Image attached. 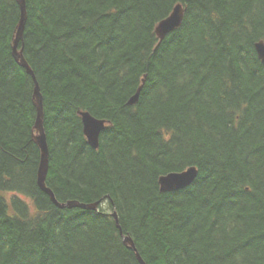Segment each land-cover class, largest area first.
<instances>
[{
    "label": "trees",
    "instance_id": "obj_1",
    "mask_svg": "<svg viewBox=\"0 0 264 264\" xmlns=\"http://www.w3.org/2000/svg\"><path fill=\"white\" fill-rule=\"evenodd\" d=\"M178 5L182 26L156 27ZM0 0V264H264V0ZM139 102L130 99L143 85ZM107 121L98 150L81 113ZM196 168L189 187L160 179Z\"/></svg>",
    "mask_w": 264,
    "mask_h": 264
},
{
    "label": "water",
    "instance_id": "obj_2",
    "mask_svg": "<svg viewBox=\"0 0 264 264\" xmlns=\"http://www.w3.org/2000/svg\"><path fill=\"white\" fill-rule=\"evenodd\" d=\"M17 2L20 8V19L13 39V55L18 65L24 68L35 81L34 105L37 109V120L34 127L33 140L39 146L41 151V161L38 174L39 187L45 194H47L51 198L52 202L60 209L80 208L85 210L96 211L98 209V206L100 205V202L95 203L93 205L81 204L79 202L60 203L54 195L53 191L47 185V178L50 166V147L45 128L44 97L41 93V88L37 81L36 75L24 56V48L19 50L20 44H24L25 41L28 8L27 0H17ZM185 12V8H183L182 5H179L174 9L173 13L167 19L163 20L158 25L156 33L161 42L165 40V38L170 33L174 32L182 26V23L185 18ZM256 50L260 60L264 63V41L257 43ZM143 88L144 84L138 88L136 94L130 99V105H136L139 102ZM81 115L83 118V123L85 125V133L89 138V144L94 149H98L100 147V137L101 134L104 132L106 123L104 121L96 119L90 113H82ZM197 176L198 170L196 168H190L182 173L168 174L160 179L161 190L163 192H173L185 189L194 183ZM113 217L116 220V225L120 230L121 236L123 237V241L126 247L135 251L136 257L141 264H146V262L138 252L133 239L129 236L124 235L121 226L119 225L117 214L114 213Z\"/></svg>",
    "mask_w": 264,
    "mask_h": 264
},
{
    "label": "bare ground",
    "instance_id": "obj_3",
    "mask_svg": "<svg viewBox=\"0 0 264 264\" xmlns=\"http://www.w3.org/2000/svg\"><path fill=\"white\" fill-rule=\"evenodd\" d=\"M176 8V7H175ZM174 11V10H173ZM159 25V24H158ZM158 27V26H157ZM157 27H156V31H157ZM156 35H157V33H156ZM143 84H145V81L143 82ZM83 126H84V133H85V125H84V123H83ZM106 128V127H105ZM85 136H86V138H87V140H88V143H89V138H88V136L86 135V133H85ZM90 145V144H89ZM184 172V171H183ZM180 173H182V172H180Z\"/></svg>",
    "mask_w": 264,
    "mask_h": 264
}]
</instances>
